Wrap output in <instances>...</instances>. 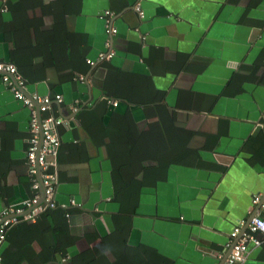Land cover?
I'll return each instance as SVG.
<instances>
[{
	"label": "crops",
	"instance_id": "1",
	"mask_svg": "<svg viewBox=\"0 0 264 264\" xmlns=\"http://www.w3.org/2000/svg\"><path fill=\"white\" fill-rule=\"evenodd\" d=\"M7 4L0 61L22 70L28 93L63 97L49 112L64 119L55 199L69 215L15 223L0 247L3 264H224L234 226L264 216L252 202L264 197V0ZM110 49L112 57H99ZM104 84L138 99L151 89L175 114L170 126L193 133L183 161L138 183L131 203L116 198L117 143L131 136L135 157L156 166L145 133L163 124L123 97L109 98L103 121L81 112L105 97ZM29 136V108L0 79V211L34 193ZM245 264H264V243L251 246Z\"/></svg>",
	"mask_w": 264,
	"mask_h": 264
},
{
	"label": "built area",
	"instance_id": "2",
	"mask_svg": "<svg viewBox=\"0 0 264 264\" xmlns=\"http://www.w3.org/2000/svg\"><path fill=\"white\" fill-rule=\"evenodd\" d=\"M3 1L0 12L8 10L7 0ZM141 16L144 12L138 3L135 6ZM114 12L106 10L102 17L106 19L110 34L117 32V28L110 21ZM108 39L106 45H110ZM114 54L111 49L102 51L99 54L101 59H107ZM94 64V61L88 59ZM81 78H84L81 76ZM0 79L10 88L15 98L22 101L30 110V136L26 156L30 165L32 175V187L34 193L31 197L20 203L9 205L0 211V247L6 240L8 230L21 220L34 221L40 213L48 208L58 207L55 199L56 187L58 184V153L61 145L59 126L64 123L61 116L50 113L53 101L62 102L61 94L42 95L37 92L26 91V79L20 72L17 65L11 62L0 61ZM118 104L117 100L112 101ZM77 109V108H76ZM41 168V178L44 185V197L37 176V166ZM252 202L264 211V197L261 193L253 196ZM66 208V207H64ZM69 215V213L67 214ZM264 243V216L259 213L253 215L249 221H239L230 233L226 244L229 253L224 264H245L251 250V246L258 247ZM0 264H3V257L0 252Z\"/></svg>",
	"mask_w": 264,
	"mask_h": 264
},
{
	"label": "trees",
	"instance_id": "3",
	"mask_svg": "<svg viewBox=\"0 0 264 264\" xmlns=\"http://www.w3.org/2000/svg\"><path fill=\"white\" fill-rule=\"evenodd\" d=\"M83 62L81 63V66H83ZM102 65L105 68L110 67V63L107 60H104ZM88 68L89 66L83 68V72H86ZM20 72H22L21 69ZM121 73L122 71H119L118 75H121ZM22 74L24 75L23 72ZM102 89L105 92V97L98 102L94 108L89 110L84 109L81 112L88 111L95 120L103 121L104 116L107 113V107L110 100L109 98L123 97L130 101H136L137 103L142 102L146 106L147 115L149 117H158L163 124V128L161 130H147L145 133V143L143 148L146 156L154 157L152 159L156 161V166H145L142 164L140 158L135 157L134 152L140 145H137L135 140H132L131 136H129L128 143H117L119 154L118 157L112 159L116 198L120 201L128 199L131 203L134 199L133 197L135 196V193L137 192L136 186L138 183L144 182L146 179L150 180L153 177L159 176L163 172H166L171 164L183 161V155L185 154V151L188 150L187 146L190 141V135L192 137L193 133L190 132V135L186 136L184 135L186 130L177 128L176 126H170L175 119V114L172 113L166 104L159 103L154 100L155 92L150 91L151 89L146 92L144 98L139 99L125 95L118 91H113L112 88L106 84L102 86ZM122 121H124V119H122ZM117 127L121 129V126ZM141 172L144 173V176L139 177L138 174ZM50 211H58L65 215L69 213L68 208L58 206L55 208H48L40 213V215Z\"/></svg>",
	"mask_w": 264,
	"mask_h": 264
},
{
	"label": "water",
	"instance_id": "4",
	"mask_svg": "<svg viewBox=\"0 0 264 264\" xmlns=\"http://www.w3.org/2000/svg\"><path fill=\"white\" fill-rule=\"evenodd\" d=\"M37 176H38V179L40 181V187H41V192H42V198L44 197V185H43V182H42V178H41V168L40 166L38 165L37 166Z\"/></svg>",
	"mask_w": 264,
	"mask_h": 264
}]
</instances>
